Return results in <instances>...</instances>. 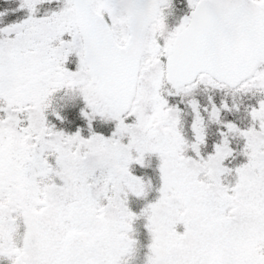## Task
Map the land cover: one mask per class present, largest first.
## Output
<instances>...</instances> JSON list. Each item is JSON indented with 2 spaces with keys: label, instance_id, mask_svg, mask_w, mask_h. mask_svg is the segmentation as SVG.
<instances>
[{
  "label": "snow or ice",
  "instance_id": "obj_1",
  "mask_svg": "<svg viewBox=\"0 0 264 264\" xmlns=\"http://www.w3.org/2000/svg\"><path fill=\"white\" fill-rule=\"evenodd\" d=\"M0 264H264V0H0Z\"/></svg>",
  "mask_w": 264,
  "mask_h": 264
}]
</instances>
